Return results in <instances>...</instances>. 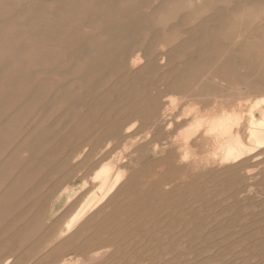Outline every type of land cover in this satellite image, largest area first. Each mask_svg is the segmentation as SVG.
I'll return each instance as SVG.
<instances>
[{
	"label": "rangeland",
	"instance_id": "374dc122",
	"mask_svg": "<svg viewBox=\"0 0 264 264\" xmlns=\"http://www.w3.org/2000/svg\"><path fill=\"white\" fill-rule=\"evenodd\" d=\"M161 1L166 2L167 4L163 2L161 3ZM143 2H145L146 4ZM180 2L181 0H167V1L166 0H118L117 2L116 0L115 1L113 0H0V199H1L0 200V264H264V193L261 194L262 192H264V184H263L264 180H261L262 177L264 178V175H262L264 174L262 173L264 172V161H263L264 153H262L264 151V148L260 149L259 153L256 152L257 155L256 153H254L252 155H248L244 157L245 161L244 158L241 159L245 163H243V161L241 160L237 162H228V163L223 162L220 156L215 155L213 153L214 151L213 148H215L217 144V139L214 136H212L211 138V135L207 133L205 134L204 131L206 132V128L202 127L199 131L191 133L192 136L190 135V139L188 138L190 144L189 149H191L190 153H192L191 156H189V159H187L188 161L183 158L182 159L179 158L183 156V152H184L183 151L184 148L181 146V143L184 142L182 131L185 129V126H188V124L190 125V123L193 121V118L195 117L193 113L191 115H184L187 109L191 108V110L196 111L197 108L198 113L204 117L214 116L219 113H222L223 111L234 110L233 108L231 109V106L232 107L235 106L234 111L241 113L248 107L247 102L251 99V97L252 99L248 102V104L252 102V100L255 101L257 99L264 97V14L262 15V17H259L257 19H244L243 21L234 24L235 14L245 11L246 9L251 7L256 8L255 10H259L260 7L264 6V2L262 0L261 2L260 0L259 1L237 0L238 7H236L235 9L233 7L236 5H233V7H229V8H222L219 5H215L211 10H209L203 16L204 18H207V20L205 19L206 23H204L203 20L204 18L197 19V21L193 22L192 20L193 14L187 9L177 10V14L174 17H171L169 21L167 20L166 23L161 24L158 22V19L162 14L170 13L171 6H173L174 4H179ZM160 3L163 5L160 6ZM112 4L115 5L112 6ZM157 5L160 7L155 8ZM126 9L128 10L129 13L127 12ZM140 10L142 13L140 12ZM125 11L126 13H128V16L127 14H125ZM144 11L150 13V16ZM216 11H218V13L221 14L218 15ZM99 12H102L103 14L102 13L100 14ZM121 13L123 14V16ZM137 14L139 15L138 17ZM111 15L113 17H111ZM180 15H182L181 23L179 22ZM213 15L219 18L214 19ZM115 16L116 18H118V20L116 18L114 20ZM186 17L188 19H186ZM128 18L130 21L129 24L132 23L130 26L127 21ZM131 18L132 20H130ZM136 18L138 19L136 20ZM220 19L222 21H220ZM177 21L179 23H176ZM49 22L52 24H50ZM125 22L128 25H126ZM198 22L203 24L200 25L198 24ZM209 22L210 24H208ZM122 23L124 24V26L126 25L125 27L127 28H125ZM136 23H138L137 24L138 26L135 28ZM145 23H147V25ZM222 23H226V24L222 25ZM141 24L143 25V27ZM173 25H175L176 27L175 26L173 27ZM204 25L205 27H203ZM121 26H123L124 28ZM170 26L173 27V29H171ZM182 26L185 27L182 28ZM195 26L196 28H194ZM219 26L221 28H218ZM198 27L199 28L201 27L200 28L201 32H199L200 29H198ZM120 28L122 31L120 30ZM130 28L132 29V31H130ZM133 28L134 30H136L137 28L139 30H141V28L144 29H142L141 31L137 29L136 30L137 32H134ZM233 28L235 32L234 34H231L230 32L232 31ZM127 29L128 32L125 33ZM167 30L168 31L171 30L172 32L169 31L171 34H168L169 32H167ZM183 30L185 34L182 33ZM196 30L198 31L197 33H200L199 36L195 32ZM64 33H66L65 36ZM81 33L83 34L82 36ZM114 33L117 34L115 35ZM129 33L132 35H129ZM190 33L191 34L195 33L197 34V36L190 35ZM125 34L126 35L128 34L127 37L125 36ZM137 34L138 37L135 38ZM159 34H160L159 36L160 38L158 37ZM73 35H75L76 37L75 36L73 37ZM117 36L119 37L116 39ZM192 36H193L192 41L191 38L187 39L188 37H192ZM195 37H196V41H195ZM79 38L83 41L85 39L86 41L88 40L89 41L88 43H85L83 41H78L80 40ZM119 38L121 41L119 40ZM240 38L243 40H240ZM207 39L209 41H207ZM60 40H62V42ZM132 40L135 41L131 43ZM138 40L139 43H137L136 45V42H138ZM149 40L157 41V42L153 44V42L151 41L149 42ZM185 40L187 43L185 42ZM189 40L191 44L192 42H194L195 44L194 45L192 44L191 46V44L188 42ZM63 41L65 42V44H63L64 43ZM216 41H218V44ZM68 42L70 45L68 44ZM77 42L78 44L81 43L82 48L80 47V45L78 47ZM179 42H182L183 45L186 46V48H184L185 46L181 44L184 48L182 49V46H180ZM203 42L209 43L210 45L209 44L207 45L210 47V49H212V51L209 48H207V45L204 47ZM211 42L214 43L215 45H212ZM238 42L240 46L237 45ZM127 43L130 44L131 47L130 45L129 46L126 45ZM150 44H153V46ZM112 45L115 51L111 49ZM196 45H198L197 46L198 49L200 47L199 50L196 48ZM211 45L212 47L215 48L214 49L211 48ZM67 46L69 48H67ZM151 46L153 48L152 49L153 53L152 51L148 52V55L150 54L148 57L147 50H151ZM70 47L80 48V49L75 48L76 50L79 51V53L74 48L70 50ZM147 47L148 49H146ZM202 47L205 49H203ZM176 48L180 50L178 49L176 50ZM189 48L191 49V51ZM129 50H131L132 52L131 51L127 52ZM73 51H76V54H74ZM80 51L82 52L80 53ZM184 51L187 52V54L185 53L186 58L184 57ZM203 51H205V53ZM113 52L114 53L117 52L118 54L117 53L114 54ZM165 52L168 53L166 54ZM199 52L200 53L203 52V54L202 53L200 54ZM83 53L85 54L82 55ZM119 54L121 57H118ZM176 54L178 57L179 54H181L179 59H181V57L182 59L181 60L177 59L178 57L176 56ZM193 54L196 57L192 56ZM199 54L201 56L203 55V57L199 56ZM230 54L232 55L231 57ZM155 56L159 57L158 61H156L157 58ZM122 57L125 58L122 59ZM145 57H148L149 60ZM150 57L151 59L152 57L155 58L152 59L155 60L153 61L154 63L149 62L152 61L150 60ZM200 58L203 59L199 60ZM142 59H145V61ZM108 61L109 64H107ZM200 61L201 64L199 65ZM246 61L248 62V64L246 63ZM163 62L166 68L164 67ZM145 63L147 67L144 66V68L146 69V71H148L149 69L148 72L143 71L144 68L142 66L145 65ZM148 63H150L151 65L150 64H149L150 66L147 65ZM165 63L166 64L169 63V64L166 65ZM114 64H116V66L118 67L116 71ZM121 64L122 65L125 64L127 67L129 66L128 69L131 70L127 71L128 70L127 67L122 66ZM153 64H155L154 65L155 67H153ZM119 65H121L122 67H119ZM177 65L178 67L182 66L181 67L182 70L186 69L184 71L185 74L182 75L183 71H180L181 68H178L179 70H177L176 68ZM151 66L153 67V69L151 68ZM141 67H142V72L140 71ZM113 68L115 73L117 72L116 74L113 72ZM242 68L244 69V71ZM135 69L138 71V73ZM166 69L167 70L170 69V72H167ZM132 71L135 73L136 76L132 75L133 73ZM174 71L176 72V74H174ZM124 72L126 73L125 77L123 76L125 74ZM188 72H190L189 78L188 75H186ZM162 73L165 74L166 77L163 76ZM146 74L149 76H146ZM179 75L181 76L179 77ZM139 76H141L140 81H139ZM143 76L144 78H146V80L144 78L143 79L147 83L142 79ZM172 76H174L176 80ZM169 77L171 79L169 80V82H166L168 81L167 79H169ZM120 78L123 79L122 81L124 82V84L123 82H121ZM133 78L135 80L138 79V82L133 80ZM183 78L184 81L183 82L181 81V83H183L181 84L179 80H183ZM186 78L188 79L186 80ZM117 79H120V83H118L119 80L116 82ZM164 79H166V81ZM127 80L130 81V85H132L131 82L133 83V85L130 86ZM173 80H175L176 82H174ZM221 80L223 82H221ZM143 82L146 83L145 87H143L144 85ZM115 83L117 84V86ZM176 83L177 85L178 83L181 84L182 86L181 85L178 86L179 87L181 86L182 89L179 88L178 86L174 87L176 86ZM121 84L123 85L121 86ZM134 85H135L134 87L135 90H133V93H129L127 88L129 89ZM119 88H121L122 91ZM150 88H153L154 90L153 89L151 90ZM175 88L179 91H177ZM118 89L121 91L122 95L120 94V92H117ZM158 89L160 91H158ZM165 89L167 90L165 91ZM125 90L128 93L125 92L126 93L125 94L124 93ZM181 91L183 92L184 95L182 94ZM109 92L110 94H108ZM116 93L118 94L116 95ZM136 93L137 96H139L138 99L137 97L135 98ZM158 94L160 96H158ZM140 95H142L141 98ZM155 95L158 96V98L156 97L157 101L154 99ZM161 95H163L162 100H161ZM213 95L216 96L213 97ZM121 96L122 99L120 98ZM123 96L125 101H123ZM183 96L185 98H181ZM239 96L241 98H239ZM195 97L197 98L199 97V98L197 99ZM217 97H219L220 100ZM96 98L98 99V101L96 100ZM215 98L218 100H215ZM172 99L176 100L175 105L171 103ZM180 99L182 101L184 99L185 100L183 102H180L181 101ZM110 100L114 104L110 102ZM132 100L133 102H131ZM136 100H139L138 104ZM152 100L155 101L152 102ZM102 101L108 103L105 104L103 102L104 104H102ZM121 101L123 102L122 104ZM126 101L128 102V104ZM147 101L148 103L146 104ZM135 102L137 105L135 104ZM143 102H145V104ZM158 102L161 104L160 106ZM161 102L164 104H162ZM195 102L200 103L199 106ZM109 103L112 105H110ZM125 104L126 105L130 104L131 106L130 105L128 107L126 106L128 108L127 109L125 108ZM165 104H167V106H165ZM221 104L224 105L222 106ZM144 105H148L147 106L148 108ZM90 106H93L92 107L93 109ZM111 106H112L111 109L112 113L109 114L111 116V118L109 119V115L107 116L105 115L108 114L107 111L110 109ZM121 106H124L123 108H125V110H121L123 109ZM133 106L136 108L139 107L138 111L135 112L132 111L133 109H136ZM158 106L159 107L163 106L165 108V109L161 108V115H160V108ZM95 107H98L96 108L97 111L94 109ZM130 107H132L131 108L132 110L130 109ZM144 107L147 108L148 110L145 109ZM142 108L143 110H145L143 111L144 113H142L141 111ZM118 109L121 111V113ZM129 109L132 111V113H130ZM68 110L71 112H69ZM149 110L151 112H149ZM200 110H203L202 111L203 113L200 112ZM113 111L115 114L113 113ZM122 111L124 112V115L122 114L123 113ZM167 112L169 113L165 115ZM140 113H142V115H140ZM154 113H156L157 118L155 117L156 115H154ZM73 114H75V116ZM87 114L90 117H88ZM120 114H121L120 118L125 117L124 118L125 121L124 119H122L121 121V119L117 118L120 116ZM115 115H117V117ZM130 115L132 116L134 115V116L132 117ZM126 116L128 117L126 118ZM175 116L177 117L175 118ZM96 117H97L96 120L101 119L103 117L106 118L98 120L97 123L95 121ZM134 117L137 119H135ZM151 117L152 119L156 118L158 123L155 120H150ZM170 117L173 119H171ZM140 118H142V120ZM126 119L128 120V122ZM102 120L103 122H100ZM107 120H108L107 124H110L108 125L109 127H107V125L105 124ZM115 120L116 121L120 120L119 123L120 124L122 123L121 124L122 126L117 124ZM146 120L149 121V123ZM171 120L172 123H169L171 122ZM123 121L125 123L127 122V126L124 124ZM144 121L146 122V124H148V127H146L147 125L146 126L144 125L145 124ZM165 121L167 124L164 123ZM134 122H137L135 128L132 131L128 132L127 127L129 123L133 124ZM141 123H143L144 127L143 126L139 127L140 125H142ZM168 123L171 125V127H169ZM181 124L182 126H180ZM103 125L104 127L106 126L105 127L106 129L103 127ZM112 125H114L115 128H113ZM247 125H248V120L245 117L243 128L241 130L244 139H247L248 136ZM110 126L113 129H111ZM150 126L151 127L154 126L153 127L154 129H151ZM139 128L140 130H138ZM41 129L43 130L45 129L46 133L43 131L44 133L43 134L41 132L42 131ZM99 129L105 131L103 132L102 130H100L99 132ZM161 129H163V131ZM82 130L83 131L86 130L87 135H85V133L83 134ZM114 130H116L117 133H114L116 132ZM142 130L146 132L143 133ZM38 131L41 132L42 135H38ZM148 131H152V132L151 133L149 132L150 134H147ZM162 132L163 135H160ZM99 133H101L100 136ZM113 133L114 135L115 134L117 135L115 136L113 135V137L111 136L110 138L109 136L112 135ZM141 133H143V135ZM128 134L132 136L129 135V137L127 138ZM37 135L38 137L39 136L40 137L37 138ZM82 135L83 136L85 135V137H83ZM107 135L109 138L107 137ZM101 136L102 138H99ZM143 136H145V138ZM150 136H151L150 138L151 140L149 139ZM25 137L26 139L24 141ZM121 137L122 139H120ZM160 137L161 138L163 137L162 138L163 140ZM36 138L40 139L43 142L37 140ZM158 138H160L161 141ZM116 139L118 142L116 141ZM124 140L127 142H125ZM144 140H147V142L145 141L146 144L148 143L146 147L144 146L145 144ZM155 140L157 142H155ZM39 141L41 142V144ZM120 141L123 142L124 146L123 144L120 143ZM158 141L164 143L159 144ZM20 142L22 144V148H21V144H19ZM116 142L120 144L116 145ZM34 143L36 144L39 143L41 146L37 145V147H35L33 146ZM132 143H134L135 145ZM173 143L175 144L174 147H172L174 145ZM198 144L200 145L198 146ZM155 145H158L157 151L155 149ZM163 145L166 146L164 147ZM139 146L142 147L140 148L141 151L139 150ZM86 147H88V149ZM153 147H154V152H153ZM91 149H93V151ZM173 151L175 152L174 154ZM143 152H145L146 154L144 153L143 155ZM88 153H90V155ZM137 153H139V155H137ZM160 154H164V155H160ZM83 155L84 156L87 155L86 160H84L85 157ZM204 155L207 157V159H205L206 157ZM139 156H142L141 157L142 159ZM79 157L80 158L82 157L81 158L82 160ZM130 158L132 160H130ZM137 158L140 159L138 160ZM247 158L250 161L247 160ZM180 160L182 161L184 160V161L182 162ZM259 160L262 162H260ZM110 161L115 169L122 168V170L125 172V178H124L125 180L122 181L125 184L123 185L121 183L117 188V190L111 195L113 196L111 202L114 203L116 207L111 202H109L111 198L110 197L109 199H107L109 205H107L108 203L107 201H105L107 204L104 202L102 205L98 207L99 209L97 208L89 214L92 217L88 215L89 219L91 218L90 221L89 219H87L88 218L87 216L86 219L84 220L86 224L82 222L81 224L83 225L78 227L79 229H75L74 234H72L73 233L72 232L70 233L71 235L69 236L67 235L64 236L65 238L63 237L61 238L58 235L60 234L65 222L70 218L71 214L80 206V204H82V202L86 200L89 194H91L94 190H96L98 186V182L92 178L95 174L96 169H98L103 164H106L105 162L109 163ZM220 161L222 162V165H220L221 164ZM240 163H242L243 165L241 166ZM125 164H128V166ZM171 164L175 165L176 167ZM142 165L144 166L141 168ZM178 165L181 166L182 170L179 168L178 170L175 171L174 169L178 168L179 167ZM136 166L137 169L134 170ZM244 166H247L245 167L247 169H244L243 168ZM171 167H173L174 169L173 168L171 169ZM248 167H251L253 170ZM150 168H154V170ZM190 168L193 169L191 170ZM197 168L199 169L200 172L198 171ZM138 170H140L139 171L140 173L138 172ZM183 170L185 172H183ZM240 171L243 175L240 173ZM149 172L152 174L150 175ZM194 173H196V176L194 175ZM178 174H179V178H178ZM199 174L200 176L203 175L204 176L201 178ZM225 174L236 176L237 180L235 177H232L230 175L226 176ZM236 174H238L240 177L238 178V175ZM127 175L129 176V178L134 179V181L132 182H136L137 180L136 184L131 182L132 179L129 180L128 178L127 180ZM141 175L142 177H140ZM247 175L248 177H246ZM149 176H151V178ZM152 176L154 177L157 176V177L154 178ZM167 176H169V179L171 178L169 180V183ZM181 176L183 177V179H181L182 178ZM242 176H244L243 179L250 178L249 181L247 182L245 180V183L247 185L244 183V180H242L241 178ZM175 177L178 178L179 180L175 179ZM215 177H219V178H215ZM212 178L218 180L219 182L213 180L214 183H212L213 182ZM220 178H223V181ZM155 179L156 180L159 179L158 182L160 183L155 182L156 181ZM232 179L233 181L237 182L236 186L239 189H237V187L235 188L233 187L236 183L233 182ZM257 179H259V181L261 180V184L263 185H260L259 182H258L259 184H257L256 182ZM164 182L167 185H165ZM239 182L240 184L242 183L244 184H242L239 187L238 186ZM126 183H127V187L125 186ZM155 183H158V185ZM162 183L165 186L164 185L162 186ZM223 183L226 188L223 186ZM250 183L252 184V186H250L251 185ZM181 184L182 186L183 185L184 186L182 187ZM215 184L219 187V190ZM122 185L125 188L121 187ZM173 185L174 188L172 187ZM191 185L194 188H192ZM257 185L260 187H258ZM230 186H232V188ZM186 187H188L187 188L188 190L185 191ZM212 187H214L215 189L213 190ZM191 188L193 189L192 191L189 190ZM121 190L125 192L122 193L120 192ZM162 190L165 191L162 192ZM174 190H176L177 192ZM179 190L182 192L180 193ZM183 190L186 192L187 195ZM193 191L194 193L191 194ZM255 191L256 192L258 191L256 193L257 195L256 198L254 197ZM198 192L199 193L201 192V194H199ZM242 192L245 195V197H243L244 196L243 194L240 196ZM121 193L122 194L125 193V195H122ZM220 193H224L222 194L224 196H222ZM249 193L252 195H250ZM167 194L168 195L170 194L169 197H167L168 196ZM248 194L249 196H247ZM116 195H118L119 198H116L117 197ZM172 195L174 199H172ZM174 195L176 196L179 195V196L176 197ZM142 196L143 197L145 196V198H142ZM216 196L218 197L220 196L219 197L220 200L217 199L218 197ZM231 198H234L232 199L233 201L231 200L228 201V199ZM114 199H116L115 201L117 202H115ZM129 199L130 200L132 199L131 201L133 202L134 205L132 204V202L129 204L128 201H125ZM137 199L138 201H136L135 203L134 200ZM146 199H148V201ZM152 199L154 201H152ZM167 199L169 200L167 201ZM245 199L248 201H246ZM184 201H186V203H184ZM179 202L180 203L182 202L183 205L178 204ZM121 203H123L122 206ZM147 203L149 205H147ZM193 203H195V206H192ZM208 203L211 206H208L209 205ZM136 204L138 207L136 206ZM141 204L143 205L141 206ZM237 204L240 205L238 206ZM129 205L135 206L134 207L135 209L133 207H130L133 208L132 209L133 213L134 211H136L134 213V216L132 210L128 209ZM249 205L250 207L248 208L249 209L248 210L245 207H248ZM101 206L102 208L100 209ZM123 207L126 208V210L128 209V214L125 213L126 210H124ZM192 207L194 208L192 209ZM199 208L201 210H198ZM175 209H178L179 211ZM189 209L190 210L192 209L193 211L192 210L190 211ZM129 210L131 212H129ZM202 211H206L204 212V214L202 213L204 217H201ZM103 213H105V215H103ZM157 213L160 215H158ZM199 213L200 216L196 215ZM110 214H113V216H111ZM136 214L138 216H136ZM139 214H143V217H141L142 215ZM148 215L150 216L156 215L154 216L156 218H154L153 216L148 217ZM111 218H113V221L111 220ZM142 218L143 219L147 218L148 221L146 219H144L143 221ZM87 220L89 222H86ZM94 220L96 221L95 223L96 225L93 224L95 222ZM110 220L111 222H109ZM158 221L160 222L158 223ZM182 223L184 224V226H182L183 225ZM197 223H198L197 225L198 229L195 227ZM84 225H86V227ZM92 225L94 226L91 227ZM171 225L172 227L173 226L174 227L172 228ZM131 226L134 227L131 228ZM186 226H188L187 227L188 230ZM201 227H203V230ZM168 228L170 229V231ZM50 230L53 233H51ZM131 230L132 232H130ZM133 231L135 232V236H133L134 234ZM41 234L42 237L45 235L43 237L44 239L42 237L41 239L39 238ZM97 236L100 238H98ZM191 236L192 238H190ZM183 237L184 240H182ZM178 238L181 241H179ZM97 239L100 241H98ZM133 239H135L134 240L135 243ZM143 239L145 241H143ZM140 241H143L144 243L143 242L140 243ZM65 242L68 244V246H66L67 244ZM184 242H186V244H184ZM178 244L180 245L179 247L177 246ZM61 245H63L64 247L63 246L61 247ZM8 260L9 262H7Z\"/></svg>",
	"mask_w": 264,
	"mask_h": 264
},
{
	"label": "bare ground",
	"instance_id": "6f19581e",
	"mask_svg": "<svg viewBox=\"0 0 264 264\" xmlns=\"http://www.w3.org/2000/svg\"><path fill=\"white\" fill-rule=\"evenodd\" d=\"M113 1H115V0H113ZM118 0H116V2H117ZM167 1V0H166ZM240 1V0H239ZM259 1V0H258ZM263 2H264V0H262ZM148 2V1H147ZM158 2V1H157ZM156 2V3H157ZM163 1H161V3H162ZM260 2H261V0H260ZM112 3V2H111ZM114 3V2H113ZM143 3H145V2H143ZM142 3V4H143ZM150 3V2H149ZM152 3V2H151ZM160 3V6L161 5H163V4H161ZM163 3H166V2H163ZM235 3V4H234ZM243 3H245V2H243ZM146 4V3H145ZM167 4V3H166ZM222 4V5H221ZM245 4H247V3H245ZM115 5V4H114ZM113 4H112V6H114ZM117 5V4H116ZM215 5H219L220 7H222V8H229V7H233V5H236V6H234L233 8L235 9L236 7H238L237 6V0L235 1V0H181V2L179 3V4H174L173 6H171V12L170 13H167V14H162L160 17H159V19H158V22L159 23H161V24H163V23H166L167 22V20L169 21V19L171 18V17H174L176 14H177V10H189L192 14H193V22H195V21H197V19H200V18H204L203 16L205 15V13H207L209 10H211ZM239 5V4H238ZM111 6V7H112ZM137 6V5H136ZM139 6H140V4H139ZM138 6V7H139ZM158 6V5H157ZM155 7V8H159L160 6H158V7ZM108 7H109V5H108ZM128 7V6H127ZM217 7V6H216ZM257 7V6H256ZM126 8V7H125ZM137 8V7H136ZM140 8V7H139ZM138 8V9H139ZM256 8H254V7H251V8H248V9H246L245 11H242V12H239V13H237V14H235L234 15V24H237L238 22H240V21H243L244 19H257V18H259V17H262V15L264 14V6H262V7H260V9L259 10H255ZM103 10H104V8H103ZM121 10V9H120ZM127 10V9H126ZM130 10V9H129ZM144 10V9H143ZM142 10V11H143ZM170 10V9H169ZM216 10V9H215ZM222 10H224V9H222ZM107 11V10H106ZM133 11V10H132ZM139 11V10H138ZM220 11V10H219ZM229 11H230V9H229ZM127 12H128V10H127ZM140 12H141V10H140ZM139 12V13H140ZM145 12V11H144ZM217 13H218V11H216ZM223 12V11H222ZM94 13V12H93ZM92 13V14H93ZM98 13V12H97ZM100 14L102 13V12H99ZM129 13V12H128ZM128 13H126V11H125V14H127V16H128ZM132 13V12H131ZM138 13V14H139ZM142 13V12H141ZM145 13H147V12H145ZM156 13H157V11H156ZM155 13V14H156ZM215 13V12H214ZM213 13V14H214ZM224 13V12H223ZM103 14V13H102ZM122 14V13H121ZM137 14V17L139 16ZM147 14H149V16H150V13H147ZM154 14V15H155ZM219 14H221V13H218V15ZM226 14H227V12H226ZM97 15V14H96ZM215 15V14H214ZM213 15V16H214ZM217 15V16H218ZM225 15V14H224ZM92 16V15H91ZM98 16V15H97ZM122 16H123V14H122ZM126 16V17H127ZM148 16V17H149ZM181 16L182 15H180V23H181ZM183 16H184V14H183ZM187 16V15H186ZM216 16V15H215ZM214 16V19H216V18H219V17H215ZM232 16V15H231ZM59 17V16H58ZM111 17H113L112 15H111ZM132 17H134V16H132ZM206 17V16H205ZM211 17V16H210ZM115 18H116V16L114 17V20H115ZM130 18V17H129ZM129 18H128V24L130 23V21H129ZM143 18V17H142ZM184 18V17H183ZM208 18H209V16H208ZM213 18V17H212ZM221 18H223V17H221ZM110 19V18H109ZM112 19V18H111ZM117 20H118V18H116ZM120 19V18H119ZM127 19V18H126ZM138 18H136V20H137ZM140 19H141V17H140ZM139 19V20H140ZM145 19H146V17H145ZM148 19V18H147ZM186 19H188L187 17H186ZM185 19V20H186ZM207 20V18H204L203 20H204V23H206L205 21ZM211 19V18H210ZM93 20V19H92ZM95 20V19H94ZM130 20H132V18L130 19ZM212 20V19H211ZM210 20V21H211ZM219 20V19H218ZM218 20H216V21H218ZM126 21V20H125ZM146 21V20H145ZM144 21V22H145ZM147 21H150V20H147ZM214 21V20H213ZM220 21H222L221 19H220ZM51 22V21H50ZM49 22V23H50ZM91 22V21H90ZM124 22V21H123ZM135 22H137V21H135ZM178 21L176 22V23H179ZM203 22V21H202ZM208 22V21H207ZM139 23V22H138ZM138 23H136V25H135V28L138 26L137 24ZM151 23H152V20H151ZM189 23V22H188ZM50 24H52V23H50ZM123 24V23H122ZM125 24L126 25H128L126 22H125ZM132 24V23H131ZM131 24H129V26L131 25ZM146 25H147V23H145ZM144 24V25H145ZM150 24V23H149ZM198 24H203V23H199L198 22ZM198 24H197V26H198ZM208 24H210V22L208 23ZM218 24V23H217ZM221 24V23H220ZM223 24H226V23H222V25ZM90 25V24H89ZM94 25V24H93ZM125 25V26H126ZM142 25V24H141ZM182 25H184V24H182ZM215 25H216V23H215ZM221 25V26H222ZM123 26H124V24H123ZM123 26H121V27H123ZM124 26V27H125ZM134 26V25H133ZM175 25H173V27H174ZM212 26V25H211ZM108 27H110V26H108ZM123 27V28H124ZM142 27H143V25H142ZM171 27V26H170ZM173 27H171V29H173ZM176 27V26H175ZM183 27H185V26H182V28ZM203 27H205V25L203 26ZM257 27V26H256ZM95 28V27H94ZM113 28V27H112ZM125 28H127V27H125ZM132 28V27H131ZM130 28V31H132V29ZM147 28V27H146ZM146 28H145V30H146ZM194 28H196V26L194 27ZM201 28V27H200ZM199 27H198V29H200ZM208 28V27H207ZM211 28V27H210ZM216 28V27H215ZM218 28H221L220 26L218 27ZM138 29V28H137ZM136 29V30H137ZM142 29H144V28H141V30ZM170 29V28H169ZM177 29V28H176ZM176 29H174V30H176ZM178 29H179V26H178ZM189 29H191V28H189ZM197 29V30H198ZM108 30V29H107ZM120 30H121V28H120ZM133 30H134V28H133ZM136 30H134V32H137ZM139 30V29H138ZM141 30H139V31H141ZM173 30V31H174ZM192 30H193V27H192ZM195 31L196 33L198 32V31ZM206 30V29H205ZM211 30V29H210ZM209 30V31H210ZM218 30V29H217ZM257 30V29H256ZM93 31V30H92ZM122 31V30H121ZM144 31V30H143ZM170 32H172L171 30H169ZM168 30H167V32H169ZM185 31H187V30H185ZM203 31V30H202ZM219 31H220V29H219ZM114 32V31H113ZM113 32H112V35H113ZM126 32H128V29H127V31H125V33ZM145 32V31H144ZM156 32V31H155ZM154 32V33H155ZM163 32V31H162ZM168 33V34H171V33ZM190 32H192V31H190ZM194 32V31H193ZM199 32H201V29H200V31ZM215 32H216V30H215ZM234 28L232 29V31L230 32L231 34H234ZM99 33V32H98ZM142 33V32H141ZM157 33V32H156ZM155 33V34H156ZM159 33V32H158ZM183 34H185L184 33V30H183V32H182ZM202 33H204V32H202ZM219 33V32H218ZM65 34L66 33H64V36H65ZM90 34V33H89ZM115 34V33H114ZM117 34V33H116ZM115 34V35H116ZM120 34H122V33H120ZM135 34V33H134ZM162 34V33H161ZM187 34V33H186ZM198 34V36H199V34L200 33H197ZM197 34H191L190 33V35H196L197 36ZM76 35V34H75ZM75 35H73V37L75 36ZM78 35V34H77ZM83 34L81 33V36H82ZM118 35H119V33H118ZM122 35H124V34H122ZM128 35V34H127ZM127 35L125 34V36L127 37ZM129 35H132V34H130L129 33ZM189 35V34H188ZM218 35H220V34H218ZM222 35V34H221ZM63 36V37H64ZM99 36V35H98ZM121 36V35H120ZM157 36V35H156ZM160 36V34L158 35V37ZM207 36V35H206ZM250 36V35H249ZM76 37V36H75ZM78 37V36H77ZM90 37V36H89ZM119 36H117L116 37V39L118 38ZM129 37V36H128ZM133 37V36H132ZM138 37V34H137V36L135 37V38H137ZM153 37V36H152ZM152 37H151V39H152ZM208 37V36H207ZM219 37V36H218ZM238 37H240V36H238ZM70 38H71V36H70ZM124 38V37H123ZM160 38V37H159ZM191 38V41L193 40L192 38H193V36L192 37H188L187 39H190ZM217 38V37H216ZM80 39V38H79ZM122 39V38H121ZM158 39V38H157ZM202 39V38H201ZM200 39V40H201ZM208 39H210V38H208ZM207 39V41H209ZM226 39V38H225ZM66 40V39H65ZM69 40V39H68ZM73 40V39H72ZM105 40V39H104ZM119 40H120V38H119ZM123 40V39H122ZM131 40V39H130ZM130 40H129V42H130ZM144 40H146V39H144ZM159 40V39H158ZM199 40V39H198ZM217 40V39H216ZM240 40H243V39H241L240 38ZM61 42H62V40H60ZM78 41H83V40H78ZM89 41V40H88ZM88 41H86V39L83 41V42H85V43H88ZM106 41V40H105ZM121 41V40H120ZM127 41V40H126ZM133 41H135V40H132L131 41V43L133 42ZM153 42V44L155 43V42H157V41H152V40H149V42ZM195 41H196V37H195ZM220 41H222V40H220ZM235 41H237V40H235ZM64 42V41H63ZM70 42V41H69ZM69 42H68V44H69ZM74 42V41H73ZM128 42V41H127ZM185 42H186V40H185ZM190 44H191V42H190V40L188 41ZM217 42V44H218V41H216ZM227 42V41H226ZM137 43H139V40H138V42H136V45H137ZM180 43V46H182L183 45V43L182 42H179ZM187 43V42H186ZM186 43H184V44H186ZM204 43V42H203ZM223 43V42H222ZM63 44H65V42L63 43ZM62 44V45H63ZM77 44H78V42H77ZM84 44V43H83ZM82 44V45H83ZM115 44V43H114ZM153 44H150V45H152L153 46ZM182 44V45H181ZM192 44L194 45L195 43L194 42H192ZM192 44H191V46H192ZM197 44H198V42H197ZM201 44V43H200ZM207 44H209V43H204V47L207 45ZM211 44L212 45H215L214 43H212L211 42ZM221 44V43H220ZM70 45V44H69ZM75 45V44H74ZM79 45H80V47L82 48V46H81V43L80 44H78V47H79ZM86 45V44H85ZM126 45H130V44H126ZM135 45V44H134ZM134 45H133V48H134ZM160 45H162V44H160ZM188 45V44H187ZM210 45V44H209ZM212 45H211V48H215V47H212ZM237 45H239V42H238V44ZM244 45V44H243ZM73 46V45H72ZM77 46V45H76ZM84 46V45H83ZM88 46V45H87ZM147 46H149V45H147ZM152 46H151V50H147V55H148V52H151L152 51ZM177 46H179V45H177ZM176 46V47H177ZM183 46H185V45H183ZM183 46H182V49H184V48H186V46L183 48ZM197 46L198 45H196V48H197ZM203 46V45H202ZM217 46V45H216ZM240 46V45H239ZM123 47V46H122ZM122 47H121V49H122ZM130 47H131V45H130ZM159 47H161V46H159ZM237 47V46H236ZM67 48H69L68 46H67ZM72 48H74V47H70V50L72 49ZM76 49H80V48H77V47H75ZM74 48V49H75ZM93 48V47H92ZM115 48V47H114ZM143 48V47H142ZM158 48V47H157ZM175 48V47H174ZM173 48V49H174ZM181 48V47H180ZM191 48V47H190ZM189 48V49H190ZM195 48V49H196ZM203 48V47H202ZM207 48H209L210 49V47L207 45ZM222 48V47H221ZM238 48V47H237ZM236 48V49H237ZM75 49V50H76ZM111 49H113V45H112V48ZM110 49V50H111ZM146 49H148V47L146 48ZM164 49V48H163ZM178 48H176V50H177ZM187 49H188V46H187ZM187 49H185V50H187ZM193 49V48H192ZM198 49V48H197ZM199 49H200V47H199ZM198 49V50H199ZM203 49H205V48H203ZM208 49V50H209ZM114 50V49H113ZM124 50V49H123ZM132 50H134V49H132ZM145 50V49H144ZM158 50V49H157ZM156 50V51H157ZM178 50H180V49H178ZM202 50V49H201ZM211 51H212V49H210ZM61 51V50H60ZM76 51H78V50H76ZM76 51H73L74 52V54H76ZM83 51V50H82ZM82 51H80V53L82 52ZM112 51V50H111ZM115 51V50H114ZM122 51V50H121ZM120 51V52H121ZM131 50H129V51H127V52H130ZM146 51V50H145ZM165 51V50H164ZM190 51H191V49H190ZM206 51V50H205ZM205 51H203L204 53H205ZM108 52V51H107ZM132 52V51H131ZM138 52V51H137ZM141 52V51H140ZM155 52V51H154ZM172 52H173V50H172ZM198 52V51H197ZM196 52V53H197ZM203 52H201L202 54H203ZM227 52V51H226ZM237 52V51H236ZM238 52H239V50H238ZM243 52V51H242ZM71 53H72V51H71ZM78 53H79V51H78ZM109 53V52H108ZM114 53V52H113ZM115 53H117V52H115ZM114 53V54H115ZM146 53V52H145ZM152 53H153V51H152ZM161 53H163V52H161ZM166 54L168 53V52H165ZM185 53L187 54V52H185L184 51V57H185ZM200 53V52H199ZM200 53V54H201ZM57 54H59V53H57ZM69 54V53H68ZM68 54H66V55H68ZM73 54V55H74ZM85 53H83L82 55H84ZM114 54H112V55H114ZM118 54V53H117ZM121 54V53H120ZM120 54L118 55V57H121L120 56ZM124 54V53H123ZM137 54V53H136ZM155 54V53H154ZM158 54V53H157ZM181 54H182V52H181ZM181 54H179V57H180V55ZM199 54V56H201ZM207 54V53H206ZM102 55V54H101ZM105 55H106V52H105ZM130 55V54H129ZM135 55V54H134ZM145 55V54H144ZM150 55V54H149ZM149 55H148V57H149ZM249 55V54H248ZM72 56V55H71ZM103 56V55H102ZM162 56V55H161ZM166 56H168V55H166ZM176 56H177V54H176ZM192 56H194V54L192 55ZM204 56H205V54H204ZM232 55L230 54V57H231ZM79 57V56H78ZM108 57V56H107ZM114 57V56H113ZM117 57V56H116ZM128 57V56H127ZM134 57V56H133ZM148 57H145V58H147L148 59ZM157 59H156V61H158V59H159V57H157V56H155ZM175 57V56H174ZM174 57H172V58H174ZM178 57V56H177ZM179 57L177 58V59H179ZM194 57H196V56H194ZM201 57H203V55L201 56ZM82 58V57H81ZM125 58V57H124ZM123 57H122V59H124ZM142 58V57H141ZM166 58V57H165ZM186 58V57H185ZM184 58V59H185ZM190 58H192V57H190ZM205 58V57H204ZM223 58V57H222ZM256 58V57H255ZM91 59H92V57H91ZM103 59V58H102ZM113 59V58H112ZM111 59V60H112ZM116 59V58H115ZM119 59V58H118ZM130 59H132V58H130ZM134 59V58H133ZM152 59H155V58H153L152 57ZM151 59V57H150V60H152ZM161 59V58H160ZM176 59V58H175ZM181 59H182V57H181ZM181 59H179V60H181ZM189 59V58H188ZM196 59V58H195ZM201 59H203V58H200L199 60H201ZM240 59V58H239ZM247 59V58H246ZM253 59V58H252ZM117 60V59H116ZM126 60V59H125ZM125 60H124V62H125ZM142 60H144L145 61V59H142ZM149 60V59H148ZM147 60V61H148ZM162 60V59H161ZM174 60V59H173ZM179 60H178V62H179ZM187 60V59H186ZM186 60H184V61H186ZM205 60V59H204ZM94 61H95V59H94ZM130 61H132V60H130ZM153 61H155V60H152V61H149V62H153ZM160 61V60H159ZM206 61H207V59H206ZM206 61H204V62H206ZM254 61V60H253ZM107 62V61H106ZM118 62V61H117ZM122 62V61H121ZM250 62V61H249ZM255 62V61H254ZM94 63V62H93ZM98 63V62H97ZM114 63H115V61H114ZM119 63H120V61H119ZM131 63V62H130ZM154 63V62H153ZM157 63V62H156ZM155 63V64H156ZM199 63V62H198ZM246 63L248 64V62L246 61ZM257 63V62H256ZM77 64V63H76ZM92 64V63H91ZM106 64V63H105ZM107 64H109V61H108V63ZM113 64V63H112ZM127 64V63H126ZM150 63H148L147 65H149ZM155 64H153V67H155L154 65ZM160 64H162V63H160ZM159 64V65H160ZM166 64V63H165ZM169 64V63H168ZM168 64H166V65H168ZM181 64V63H180ZM183 64H184V62H183ZM193 64H195V63H193ZM201 64V61H200V63H199V65ZM252 64V63H251ZM93 65H95V64H93ZM122 65V64H121ZM119 65V67H122V66H126L125 64L124 65ZM129 65V64H128ZM151 65V64H150ZM149 65V66H150ZM163 65H164V62H163ZM217 65V64H216ZM244 65V64H243ZM74 66V65H73ZM76 66V65H75ZM100 66V65H99ZM107 66V65H106ZM117 66H118V63H117ZM116 66V64H114V67L116 68L115 69V71L117 70V67ZM141 66V65H140ZM144 66L145 67H147L146 66V63H145V65H143L142 67L144 68ZM179 66H181V65H179ZM247 66V65H246ZM246 66H245V68H246ZM88 67V66H87ZM127 67V66H126ZM129 67V66H128ZM128 67H127V69H128ZM142 67H141V70H140V68H139V70L142 72ZM153 67L151 66V68L153 69ZM164 67H165V65H164ZM182 67V66H181ZM181 67H178V65H177V70H179L178 68H181ZM254 67H257V66H254ZM89 68V67H88ZM108 68V67H107ZM109 68H110V66H109ZM166 68V67H165ZM173 68V67H172ZM249 68V67H248ZM73 69V68H72ZM145 69V68H144ZM143 69V71L145 72L146 71V69L144 70ZM148 69V68H147ZM174 69V68H173ZM243 69V68H242ZM70 70H71V68H70ZM129 70H131V69H128L127 71H129ZM136 70V69H135ZM167 70V69H166ZM175 70V69H174ZM186 69H184V70H182V68H181V70L180 71H183V73L182 72H179V73H182V75L183 74H185L184 73V71H185ZM115 71H114V68H113V72L115 73ZM134 71V70H133ZM132 71V72H133ZM137 71V70H136ZM135 71V72H136ZM139 71V72H140ZM148 71H149V69H148ZM148 71H146V72H148ZM176 71V70H175ZM174 71V74H176V72ZM243 71H244V69H243ZM85 72V71H84ZM83 72V73H84ZM118 72H120V71H118ZM166 72V71H165ZM167 72H170V69L169 70H167ZM192 72V71H191ZM207 72V71H206ZM107 73H108V71H107ZM117 73V72H116ZM115 73V74H116ZM121 73H122V71H121ZM125 73V72H124ZM134 73V72H133ZM132 73V75H135V73L133 74ZM137 73H138V71H137ZM209 73V72H208ZM252 73V72H251ZM109 74H111V73H109ZM128 74V73H127ZM163 74V73H162ZM189 74H190V72H188L186 75H188V78L190 77L189 76ZM194 74V73H193ZM211 74V73H210ZM209 74V75H210ZM258 74V73H257ZM113 75V74H112ZM125 75H126V73L123 75L124 77H125ZM118 76V75H117ZM131 76V75H130ZM136 76V75H135ZM145 76V75H144ZM144 76L142 77V79L144 78ZM146 76H149V75H147L146 74ZM163 76H165V74H163ZM169 76V75H168ZM181 75H179V77H180ZM185 76V75H184ZM211 76H213V75H211ZM254 76H256V75H254ZM253 76V77H254ZM84 77V76H83ZM127 77V76H126ZM129 77V76H128ZM140 77L141 76H139V81L141 80L140 79ZM166 77V76H165ZM171 77V76H170ZM169 77V79H167L168 81H166V79H164L166 82H169V80L171 79ZM173 78H174V76H172ZM130 78V77H129ZM135 78V77H134ZM133 78V80H135ZM182 78V77H181ZM181 78H179V79H181ZM188 78H186V80L188 79ZM81 79V78H80ZM121 79V82H123L122 80V78H120ZM120 79H117L116 80V82L118 81V83H120ZM145 80H146V78H144ZM143 79V80H144ZM147 79H148V77H147ZM175 80H176V78H174ZM178 79V80H179ZM132 80V79H131ZM142 80V81H143ZM144 80V81H145ZM175 80H173L174 82H176ZM128 81V80H127ZM136 82H138V79L137 80H135ZM142 81H141V84H142ZM148 81V80H147ZM181 81L183 82L184 81V78H183V80H179V82L181 83ZM220 81V80H219ZM146 82V81H145ZM155 82V81H154ZM153 82V83H154ZM221 82H223L222 80H221ZM102 83V82H101ZM128 83H129V85H130V81H128ZM135 83V82H134ZM147 83V82H146ZM146 83H144L143 82V87H145V85H146ZM149 83V82H148ZM151 83V82H150ZM157 83H159V82H157ZM164 83V82H163ZM171 83H173V82H171ZM116 84V83H115ZM123 84H124V82H123ZM123 84H121V86L123 85ZM131 84L133 85V83L131 82ZM136 84V83H135ZM156 84V83H155ZM168 84V83H167ZM181 84H183V83H181ZM181 84H179L178 83V85H181ZM70 85V84H69ZM93 85V84H92ZM97 85V84H96ZM119 85V84H118ZM132 85H130V86H132ZM139 85V84H138ZM152 85V84H151ZM157 85V84H156ZM156 85H154V86H156ZM159 85H161V84H159ZM166 85V84H165ZM171 85H173V84H171ZM170 85V86H171ZM177 85V83H176V86H174V87H177L178 86ZM186 85V84H185ZM188 85V84H187ZM116 86H117V84H116ZM129 86V87H130ZM137 86V85H136ZM149 86V85H148ZM153 86V87H154ZM182 86V85H181ZM181 86L179 87V88H181ZM258 86V85H257ZM261 86V85H260ZM120 87V86H119ZM123 87H125V86H123ZM135 85L133 86V87H130L129 89L127 88V90H128V92L129 93H133V90H135ZM150 87V86H149ZM159 87V86H158ZM157 87V88H158ZM161 87V86H160ZM167 87V86H166ZM169 87V86H168ZM174 87H173V89H174ZM118 88V87H117ZM122 88V87H121ZM121 88H119L120 90H121ZM125 88V89H126ZM138 88V87H137ZM148 88V87H147ZM162 88V87H161ZM178 88V89H179ZM184 88V87H183ZM117 90V92H120V94L122 95V93H121V91L120 90ZM151 90L153 89V88H150ZM176 89V88H175ZM182 89V88H181ZM180 89V90H181ZM105 90V89H104ZM154 90V89H153ZM167 89H165V91H166ZM170 90V89H169ZM172 90V89H171ZM177 90V89H176ZM156 91H157V89H156ZM158 91H160L159 89H158ZM175 91V90H174ZM177 91H179V90H177ZM189 91V90H188ZM237 91V90H236ZM128 93L126 90L124 91V93ZM162 92V91H161ZM160 92V93H161ZM164 92V91H163ZM168 92V91H167ZM171 92V91H170ZM182 92V91H181ZM180 92V93H181ZM64 93V92H63ZM123 93V94H124ZM125 93V94H126ZM140 93V92H139ZM176 93V92H175ZM178 93V92H177ZM71 94V93H70ZM108 94H110V92L108 93ZM107 94V95H108ZM118 93H116V95H117ZM119 94V95H120ZM156 94V93H155ZM165 94V93H164ZM168 94V93H167ZM174 94V93H173ZM182 94H183V92H182ZM186 94H188V93H186ZM239 94H240V92H239ZM119 95H118V97H119ZM169 95V94H168ZM167 95V96H168ZM175 95V94H174ZM176 95H178V94H176ZM184 95V94H183ZM106 96V95H105ZM125 96V95H124ZM124 96H123V101H125L124 100ZM132 96V95H131ZM141 96L142 95H140V98H141ZM158 96H160L159 94H158ZM158 96L157 95H155V98L154 97H152V98H154L156 101H157V99H156V97L158 98ZM162 96L163 95H161V100H162ZM211 96H212V94H211ZM214 96H216V95H213V97ZM103 97V96H102ZM107 97V96H106ZM137 97V99L139 98V96H137V93H136V96H135V98ZM146 97V96H145ZM169 97V96H168ZM200 97V96H199ZM198 97V98H199ZM210 97V96H209ZM241 97H242V95H241ZM240 96H239V98H241ZM63 98V97H62ZM108 98V97H107ZM106 98V99H107ZM121 99H122V96L120 97ZM125 98H127V97H125ZM128 98H129V96H128ZM131 98V97H130ZM135 98H133V99H135ZM165 98V97H164ZM181 98H185L184 96L183 97H181ZM195 98H197V97H195ZM197 98V99H198ZM205 98V97H204ZM203 98V99H204ZM218 99H219V97H217ZM254 98V97H253ZM110 99V98H109ZM108 99V100H109ZM116 99V98H115ZM118 99V98H117ZM120 99V100H121ZM143 99H144V96H143ZM202 99V98H201ZM218 99H216L215 98V100H218ZM248 99H250V98H248ZM251 99H252V97H251ZM250 99V100H251ZM54 100V99H53ZM96 100L98 101V99L96 98ZM107 100V101H108ZM111 100H112V98H111ZM110 100V102H112ZM130 100V99H129ZM150 100V99H149ZM154 100V101H155ZM160 100V99H159ZM164 100V99H163ZM181 100V99H180ZM185 100V99H184ZM183 100V101H184ZM186 100H188V99H186ZM220 100V99H219ZM222 100V99H221ZM227 100H229V99H227ZM230 100H232V99H230ZM245 100H246V98H245ZM249 100V101H250ZM79 101V100H78ZM81 101H82V99H81ZM80 101V102H81ZM115 101V100H114ZM117 101V100H116ZM137 101V104H138V101L139 100H136ZM144 101H146V100H144ZM153 100H152V102H154ZM175 99H172L171 100V103L173 104V105H175ZM182 100L180 101V102H183ZM195 101V100H194ZM248 101V102H249ZM55 102H56V100H55ZM96 102V101H95ZM105 103V101H102V104H104ZM127 102V101H126ZM131 102H133V100L131 101ZM166 102V101H165ZM191 102V101H190ZM196 102H198V101H196ZM195 102V103H196ZM200 102V101H199ZM228 102V101H227ZM248 102H247V105H248V107L244 110V111H242L241 113H238L237 111H234L235 110V106L234 107H232L231 106V109L233 108L234 110H230V111H223L222 113H219V114H217V115H214V116H207V117H204V116H201L199 113H198V109L196 108V111H193V110H191V108L190 109H187L186 111H185V113H184V115H191L192 113L195 115V117L193 118V121L190 123V125L188 124V126H185V129L182 131V135H183V139H184V142L183 143H181V146L184 148V152H183V156L182 157H179V158H183V159H185V160H187V159H189V156H191V154L192 153H190V150L191 149H189V141H188V138L190 139V135H191V133H193V132H196V131H199L202 127H205L206 128V132L204 131V133L206 134H209V135H211V138H212V136H214L216 139H217V144H216V146H215V148H213L214 149V151H213V153L215 154V155H218V156H220V158H221V160L223 161V162H237V161H239V160H241V159H243L244 157H246V156H248V155H252V154H254V153H256V152H258L259 153V150L260 149H262V148H264V97H262V98H260V99H257V100H255V101H253L252 100V102H250L249 104H248ZM82 103V102H81ZM80 103V104H81ZM84 103V102H83ZM106 103H108V102H106ZM105 103V104H106ZM113 103V102H112ZM123 102L121 101V104H122ZM144 104H145V102H143ZM148 103V101L146 102V104ZM159 103V102H158ZM162 103V102H161ZM220 103V102H219ZM96 104H98V103H96ZM110 104V103H109ZM114 104V103H113ZM127 104H128V102H127ZM135 104H136V102H135ZM136 104V105H137ZM140 104V103H139ZM162 104H164V103H162ZM170 104V103H169ZM168 104V105H169ZM198 106H199V104L200 103H196ZM202 104V103H201ZM110 105H112V104H110ZM124 105V104H123ZM130 105V104H129ZM129 105H126L125 104V108H127ZM158 105V104H157ZM161 104L159 103V106H160ZM179 105V104H178ZM189 105V104H188ZM220 105V104H219ZM222 106L224 105V104H221ZM234 105V104H233ZM246 105V106H247ZM127 106V107H126ZM131 106V105H130ZM144 106H148V105H144ZM158 106V107H159ZM164 106V105H163ZM163 106H161V107H159L160 108V115H161V108H164L165 106H167V104H165V106L163 107ZM177 106V105H176ZM180 106V105H179ZM91 108L93 107V106H90ZM114 107V106H113ZM122 108L124 107V106H121ZM120 107V108H121ZM134 107V106H133ZM175 107V106H174ZM174 107H172V108H174ZM186 107H187V105H186ZM228 107V106H227ZM96 108H98V107H95L94 109L96 110ZM125 108H123V109H121V110H125ZM132 107H130V109H131ZM134 108H136V107H134ZM145 108V107H144ZM148 108V107H147ZM147 108H145V109H147ZM158 108V109H159ZM185 108V107H184ZM194 108V107H193ZM225 108V107H224ZM229 108H230V106H229ZM245 108V107H244ZM93 109V108H92ZM111 109H112V106L110 107V113H109V110L107 111L108 112V114H106L105 116H107V115H109V114H111L112 112H111ZM128 109V108H127ZM129 109V110H130ZM138 109H139V107H137L136 109H131L132 111H138ZM165 109V108H164ZM163 109V110H164ZM207 109H209V108H207ZM119 110V109H118ZM130 110V113H132V111ZM148 110V109H147ZM152 110V109H151ZM182 110H184V109H182ZM181 110V111H182ZM69 111V110H68ZM97 111V110H96ZM120 111V110H119ZM119 111H118V113H119ZM141 111H142V113H144L143 111H145V110H143V108L141 109ZM173 111H174V109H173ZM203 110H200V112H202ZM66 112H67V110H66ZM69 112H71V111H69ZM106 112V111H105ZM106 112V113H107ZM123 112V111H122ZM149 112H151L150 110H149ZM158 112H159V110H158ZM80 113V112H79ZM113 113H114V111H113ZM120 113H121V111H120ZM126 113V112H125ZM137 113V112H136ZM142 113H140V115H142ZM169 112H167L165 115H167ZM175 113V112H174ZM173 113V114H174ZM181 113V112H180ZM203 113V112H202ZM68 114V113H67ZM88 114H90V113H88ZM87 114V115H88ZM115 114V113H114ZM123 115H124V112L122 113ZM147 114H148V112H147ZM153 114V113H152ZM151 114V115H152ZM164 114V113H163ZM182 114V113H181ZM64 115V114H63ZM74 116H75V114H73ZM86 115V116H87ZM92 115H94V114H92ZM122 115V116H123ZM136 115V114H135ZM154 115H156V113H154ZM175 115V114H174ZM180 115V114H179ZM83 116V115H82ZM84 116H85V114H84ZM83 116V117H84ZM113 116V115H112ZM116 117H117V115H115ZM114 116V117H115ZM130 116H132V115H130ZM134 116V115H133ZM132 116V117H133ZM158 116H159V113H158ZM178 116V115H177ZM177 116H175V118L177 117ZM181 116V115H180ZM62 117H65V116H62ZM88 117H90L89 115H88ZM121 117V114H120V116L119 117H117L118 119H121V121H122V119H124V118H120ZM128 116H126V118H127ZM143 117V116H142ZM156 118H157V115L155 116ZM162 117V116H161ZM245 117L247 118V120H248V125H247V133H248V136H247V139H244V137L242 136V133H241V130H242V128H243V123H244V119H245ZM61 118V117H60ZM82 118V117H81ZM104 118V117H103ZM103 118H101V119H103ZM106 118V117H105ZM104 118V119H105ZM111 118V116L109 115V119ZM135 118V117H134ZM156 118L154 119H152V117H151V119L150 120H155L156 122H157V120H156ZM164 118V117H163ZM171 118V117H170ZM97 119V117L95 118V121L97 122L98 120H101V119H98V120H96ZM135 119H137V118H135ZM141 120H142V118H140ZM143 119H146V118H143ZM171 119H173V118H171ZM182 119V118H181ZM192 119V118H191ZM81 120H84V119H81ZM117 120V119H116ZM115 120V121H116ZM127 120V119H126ZM133 120V119H132ZM148 120V119H147ZM146 120V121H147ZM159 120V119H158ZM166 120V119H165ZM168 120V119H167ZM111 121V120H110ZM114 121V120H113ZM119 121L120 120H118V121H116L117 122V124H119V125H121L120 123H119ZM124 121H125V119H124ZM123 121V122H124ZM160 121V120H159ZM181 121V120H180ZM246 121V120H245ZM100 122H103V120L102 121H100ZM127 122H128V120H127ZM127 122L125 123L124 122V124L127 126ZM145 122V121H144ZM148 123H149V121H147ZM175 122V121H174ZM173 122V123H174ZM82 123V122H81ZM84 123V122H83ZM94 123V122H93ZM98 123V122H97ZM96 123V124H97ZM108 123V120L106 121V125H107V127H109L108 125H110V124H107ZM109 123H112V122H109ZM115 123V122H114ZM132 123V122H131ZM136 123L137 122H134L133 124H130L129 123V125H128V127H127V131L128 132H130V131H132L134 128H135V126H136ZM158 123V122H157ZM156 123V124H157ZM164 123H166V121L164 122ZM169 123H172V120H171V122H169ZM168 123V125H169V127H171V125ZM80 124V123H79ZM100 124V123H99ZM104 124V123H103ZM142 125H140L139 127H141V126H143V123H141ZM163 124V123H162ZM167 124V123H166ZM165 124V125H166ZM187 124V123H186ZM146 127H148V124H146V122H145V124H144ZM183 125H185V124H183ZM113 126V128H115L114 127V125H112ZM122 126V125H121ZM180 126H182V124L180 125ZM103 127H104V125H103ZM102 127V128H103ZM106 127V126H105ZM104 127V128H105ZM111 127V126H110ZM125 127V126H124ZM144 127V126H143ZM145 127V128H146ZM151 127V126H150ZM154 126H152L151 127V129H154L153 128ZM34 128V127H33ZM44 128V127H43ZM112 127H111V129H113ZM161 128V127H160ZM163 128V127H162ZM165 128V127H164ZM168 128V127H167ZM46 129V128H45ZM45 129L43 130V129H41L42 131V133H43V131L46 133V131H45ZM78 129V128H77ZM81 129V128H80ZM79 129V130H80ZM106 129V128H105ZM108 129V128H107ZM124 129H126V128H124ZM151 129H148V130H151ZM166 129V128H165ZM234 129H236V130H234ZM31 130H34V129H31ZM100 130H102V129H99V132H100ZM120 130V129H119ZM138 130H140V128L138 129ZM144 130V129H143ZM142 130V131H143ZM162 131H163V129H161ZM40 131V130H39ZM38 131V135H42V133L41 132H39ZM83 131V130H82ZM85 131V132H84ZM83 131V134L85 133V135H87L86 134V130H84ZM103 131V130H102ZM105 131V130H104ZM103 131V132H104ZM114 131H116V130H114ZM121 131H123V130H121ZM158 131V130H157ZM159 131H160V129H159ZM180 131V130H179ZM35 132V131H34ZM77 132H80V131H77ZM108 132V131H107ZM141 132V131H140ZM144 132H146V131H143V133ZM152 132V131H148L147 132V134H150V133ZM177 132H178V130H177ZM40 133V134H39ZM114 133H117V131L116 132H114ZM114 133L112 134V135H110L109 137L111 138V136L113 137V135H114ZM122 133V132H121ZM135 133V132H134ZM143 133H141L142 135H143ZM157 133V132H156ZM199 133V132H198ZM203 133V134H204ZM30 134V133H29ZM28 134V135H29ZM44 134V133H43ZM80 134V133H79ZM98 134V133H97ZM109 134V133H108ZM131 134H132V132H131ZM27 135V136H28ZM38 135H37V138H39L38 137ZM85 135L83 136V137H85ZM101 135V133H99V136ZM115 135H117V134H115ZM114 135V136H115ZM129 135L130 134H128L127 135V138L129 137ZM134 135V134H133ZM154 135H155V133H154ZM154 135H152V136H154ZM157 135V134H156ZM160 135H163V132L160 134ZM170 135V134H169ZM171 135H173V134H171ZM79 136H81V135H79ZM130 136H132V135H130ZM174 136H175V134H174ZM189 136V137H188ZM192 136V135H191ZM201 136V135H200ZM82 137V138H83ZM107 137H108V135H107ZM108 137V138H109ZM117 137V136H116ZM140 137V136H139ZM144 138H145V136H143ZM158 137V136H157ZM36 138V139H37ZM82 138H81V141H82ZM99 138H102V136L101 137H99ZM147 138V137H146ZM151 138V136L149 137V139ZM156 138V137H155ZM154 138V139H155ZM161 138V137H160ZM160 138H158L159 140H160ZM163 138V137H162ZM161 138V139H162ZM174 138V137H173ZM25 139H26V137L24 138V141H25ZM113 139V138H112ZM120 139H122V137L120 138ZM141 139V138H140ZM148 139V138H147ZM171 139V138H170ZM30 140V139H29ZM37 140H40V139H37ZM114 140H115V138H114ZM128 140V139H127ZM130 140V139H129ZM143 140V139H142ZM151 140V139H150ZM149 140V141H150ZM163 140V139H162ZM164 140H165V138H164ZM167 140V139H166ZM36 141V140H35ZM41 141V140H40ZM39 141V142H40ZM45 141V140H44ZM80 141V142H81ZM116 141H117V139H116ZM125 141V140H124ZM147 142V140H144V142ZM148 141V142H149ZM161 141V140H160ZM160 141H158L159 142V144L161 143ZM174 141V140H173ZM209 141V140H208ZM214 141V140H213ZM33 142V141H32ZM41 142H43V141H41ZM41 142H40V144H41ZM118 142V141H117ZM116 142V145H118V144H123V142H121L120 141V143H117ZM125 142H127V141H125ZM146 142H145V144H146ZM155 142H157L156 140H155ZM195 142H196V140H195ZM194 142V143H195ZM23 143V142H22ZM130 143V142H129ZM128 143V144H129ZM164 143V142H163ZM163 143H161V144H163ZM211 143H213V142H211ZM19 144H21V142L19 143ZM39 143L38 144H36V143H34L33 144V146H35V147H37V145H39V146H41ZM87 144V143H86ZM86 144H84V145H86ZM132 144H134V143H132ZM144 144V146L146 147L147 146V144L145 145ZM151 144V143H150ZM174 144V143H173ZM88 145V144H87ZM89 145H90V143H89ZM94 145V144H93ZM126 145V144H125ZM130 145V144H129ZM135 145V144H134ZM137 145V144H136ZM141 145V144H140ZM152 145V144H151ZM150 145V146H151ZM192 145V144H191ZM193 145H195V144H193ZM200 144H198V146H199ZM202 145V144H201ZM20 146V145H19ZM18 146V147H19ZM24 146V145H23ZM27 146V145H26ZM25 146V147H26ZM29 146V145H28ZM108 146H110V145H108ZM123 146H124V144H123ZM150 146H149V148H150ZM160 146V145H159ZM164 146V145H163ZM162 146V147H163ZM166 146V145H165ZM164 146V147H165ZM171 146H172V144H171ZM175 146V144L172 146V147H174ZM84 147V146H83ZM93 147V146H92ZM131 147H133V146H131ZM161 147V146H160ZM170 147V146H169ZM192 147V146H191ZM206 147H207V144H206ZM20 148V147H19ZM21 148H22V144H21ZM27 148V147H26ZM87 149H88V147H86ZM86 148H85V150H86ZM136 148H138V147H136ZM135 148V149H136ZM140 148H142V147H140L139 146V150H140ZM180 148V147H179ZM182 148V149H183ZM24 149V148H23ZM128 149V148H127ZM131 149V148H130ZM129 149V150H130ZM155 149H156V151L158 150V145H155ZM204 149V148H203ZM202 149V150H203ZM92 151H93V149H91ZM90 150V151H91ZM128 150V151H129ZM89 151V152H90ZM138 151V150H137ZM141 151V150H140ZM150 151V150H149ZM127 152V151H126ZM153 152H154V147H153ZM167 152V151H166ZM170 152H172V151H170ZM260 152H262V151H260ZM91 153V152H90ZM90 153H88L89 155H90ZM124 153V152H123ZM130 153H131V151H130ZM130 153H128V154H130ZM135 153V152H134ZM140 153V152H139ZM139 153H137V155H139ZM144 153L145 152H143V155H144ZM146 153H147V150H146ZM145 153V154H146ZM150 153V152H149ZM149 153H148V155H149ZM161 153V152H160ZM175 152L173 151V154H174ZM200 153H202V152H200ZM199 153V154H200ZM262 153H264V151L262 152ZM261 153V154H262ZM84 154V153H83ZM85 154H87V153H85ZM260 154V155H261ZM160 155H164V154H160ZM166 155V154H165ZM256 155H257V153H256ZM255 155V156H256ZM259 155V154H258ZM79 156H81V155H79ZM84 156V155H83ZM128 156V155H127ZM146 156V155H145ZM171 156V155H170ZM177 156V155H176ZM196 156V155H195ZM205 156V155H204ZM85 157V159L84 160H86V157H87V155H85L84 156ZM91 157H92V155H91ZM140 158L142 157V156H139ZM164 157H166V156H164ZM168 157H169V155H168ZM206 157V156H205ZM212 157H213V155H212ZM216 157V156H215ZM261 157V156H260ZM263 157V156H262ZM80 158V157H79ZM82 158V157H81ZM80 158V159H81ZM90 158V157H89ZM131 158H133V157H131ZM130 158V160H132ZM140 158H137L138 160L140 159ZM146 158V157H145ZM160 158V157H159ZM219 158V157H218ZM219 158V159H220ZM79 159V160H80ZM91 159V158H90ZM137 159H136V161H137ZM142 159V158H141ZM205 159H207V157L205 158ZM254 159V158H253ZM82 160V159H81ZM83 160V161H84ZM162 160V159H161ZM178 160V159H177ZM247 160H249L248 158H247ZM88 161V160H87ZM106 161V160H105ZM108 161V160H107ZM125 161V160H124ZM134 161V160H133ZM147 161V160H146ZM156 161H158V160H156ZM168 161V160H167ZM176 161V160H175ZM180 161H182V160H180ZM184 161V160H183ZM182 161V162H183ZM188 161V160H187ZM194 161V160H193ZM207 161V160H206ZM209 161V160H208ZM241 161H243V160H241ZM244 161H245V158H244ZM243 161V163H245ZM250 161V160H249ZM253 161V160H252ZM260 161V160H259ZM264 161V160H263ZM86 162V161H85ZM129 162V161H128ZM154 162H155V160H154ZM191 162V161H190ZM221 162V161H220ZM258 162V161H257ZM260 162H262V161H260ZM106 164H103L102 166H100L98 169H96V171H95V174H94V176L92 177L95 181H97L98 182V186H97V188H96V190H94L91 194H89V196L86 198V200H84V202H82V204H80V206L71 214V216H70V218L65 222V224H64V226H63V228H62V230H61V232H60V234L58 235V236H60L61 238L63 237V238H65L64 236H69V235H71L70 233H72V234H74V230L75 229H79L78 227H80L81 225H83V224H81L82 222H84V220L86 219V217L92 212V211H94L95 209H97L100 205H102L105 201H107V199H109L110 197V200H109V202H111V200L113 199V196H111L116 190H117V188L119 187V185L122 183L123 185L125 184L124 182H122L123 180H125L124 178H125V172L122 170V168H120V169H115L114 168V166L111 164V161L109 162V163H107V162H105ZM131 163H132V161H131ZM137 163V162H136ZM149 163H150V161H149ZM151 163H152V161H151ZM175 163V162H174ZM214 163V162H213ZM212 163V164H213ZM218 163V162H217ZM247 163H248V161H247ZM246 163V164H247ZM252 163V162H251ZM83 164V163H82ZM81 164V165H82ZM102 164V163H101ZM123 164H124V162H123ZM143 164H145V163H143ZM157 164H158V162H157ZM168 164H170V163H168ZM181 164V163H180ZM189 164V163H188ZM200 164V163H199ZM198 164V165H199ZM241 164V166L243 165L242 163H240ZM125 165H127L128 166V164H125ZM130 165V164H129ZM150 165H152V164H150ZM171 165H173V164H171ZM186 165V164H185ZM191 165V164H190ZM193 165V164H192ZM220 165H222V162H221V164ZM235 165V164H234ZM245 165V164H244ZM259 165V164H258ZM124 166V165H123ZM144 165H142L141 166V168L143 167ZM159 166V165H158ZM173 166H175V165H173ZM179 166V165H178ZM200 166V165H199ZM214 166V165H213ZM228 166V165H227ZM236 166V165H235ZM237 166H239V165H237ZM262 166V165H261ZM117 167V166H116ZM119 167V166H118ZM139 167V166H138ZM147 167H148V164H147ZM168 167H169V165H168ZM176 167V166H175ZM245 167H247V166H244L243 168L244 169H247V168H245ZM134 168V167H133ZM140 168V167H139ZM138 168V169H139ZM146 168V167H145ZM145 168H143V169H145ZM156 168V167H155ZM159 168V167H158ZM173 167H171V169H172ZM181 169L182 170V168H181V166H179L178 168H173L175 171L176 170H178V169ZM187 168V167H186ZM194 168V167H193ZM192 168V169H193ZM200 168V167H199ZM205 168V167H204ZM228 168V167H227ZM235 168H237V167H235ZM240 168V167H239ZM243 168H242V170H243ZM248 168H251V167H248ZM137 169V166L135 167V169L134 170H136ZM150 169H153L154 170V168H150ZM170 169V168H169ZM170 169V170H171ZM185 169V168H184ZM191 169V168H190ZM191 169V170H192ZM195 169V168H194ZM198 169V168H197ZM241 169V168H240ZM252 169V168H251ZM250 169V170H251ZM132 170V169H131ZM180 170V171H181ZM189 170V169H188ZM221 170H222V168H221ZM253 170V169H252ZM128 171V170H127ZM140 170H138V172H139ZM145 171V170H144ZM147 171H149V170H147ZM152 171V170H151ZM156 171V170H155ZM167 171V170H166ZM169 171V170H168ZM198 171H199V169H198ZM228 171V170H227ZM231 171H232V169H231ZM249 171V170H248ZM131 172V171H130ZM129 172V173H130ZM157 172V171H156ZM170 172V171H169ZM183 172H185L184 170H183ZM191 172V171H190ZM194 172H196V171H194ZM200 172V171H199ZM236 172V171H235ZM262 172V171H261ZM140 173V172H139ZM150 173V172H149ZM168 173V172H167ZM172 173V172H171ZM171 173H170V175H171ZM178 173V172H177ZM181 173V172H180ZM187 173H188V171H187ZM192 173V172H191ZM222 173V172H221ZM226 173V172H225ZM228 173V172H227ZM240 173H241V171H240ZM240 173H239V175H240ZM262 173H264V172H262ZM143 174V173H142ZM145 174V173H144ZM146 174H147V172H146ZM152 173H150V175H151ZM160 174V173H159ZM169 174V173H168ZM173 174V173H172ZM176 174V173H175ZM184 174V173H183ZM224 174V173H223ZM235 174V173H234ZM233 174V175H234ZM242 174V173H241ZM255 174V173H254ZM259 174H260V172H259ZM259 174H257V175H259ZM130 175V174H129ZM139 175V174H138ZM153 175H154V173H153ZM156 175V174H155ZM165 175V174H164ZM167 175V174H166ZM177 175V174H176ZM186 175V174H185ZM188 175V174H187ZM190 175V174H189ZM194 175L196 176V173H194ZM220 175V174H219ZM226 175V174H225ZM225 175H224V177H225ZM228 175V174H227ZM226 175V176H227ZM230 175V174H229ZM228 175V176H229ZM236 175H238V174H236ZM238 175V178L240 177ZM243 175V174H242ZM245 175H246V173H245ZM244 175V176H245ZM252 175H253V173H252ZM252 175H250V176H252ZM262 175H264V174H262ZM262 175H261V177H262ZM158 176V175H157ZM156 176V177H157ZM199 176H200V174H199ZM204 176V175H203ZM203 176H200L201 178L203 177ZM208 176V175H207ZM211 176H213V175H211ZM214 176H216V175H214ZM222 176V175H221ZM230 176H232V175H230ZM244 176H242L241 178H242V180H244V183H245V180H246V182L247 181H249V179L250 178H245V179H243V177ZM249 176V177H250ZM140 177H142V175L140 176ZM145 177V176H144ZM150 178H151V176H149ZM152 177H154V176H152ZM156 177H154V178H156ZM168 177V183H169V180L171 179H169V176H167ZM171 177V176H170ZM182 177V176H181ZM187 177V176H186ZM185 177V178H186ZM191 177V176H190ZM220 177V176H219ZM219 177H215V178H219ZM232 177H235L236 178V180H237V177L236 176H232ZM246 177H248V175L246 176ZM255 177V176H254ZM128 178H129V176L127 175V180H128ZM146 178V177H145ZM148 178V177H147ZM178 178H179V174H178ZM178 178H176L175 177V179H178ZM188 178V177H187ZM193 178V177H192ZM214 178V177H213ZM212 178V181L213 180H216V179H213ZM235 178H234V180H235ZM252 178V177H251ZM263 178V177H262ZM261 178V180H264V178L262 179ZM132 178H129V180H131ZM138 179V178H137ZM161 179V178H160ZM181 179H183V177L181 178ZM205 179V178H204ZM220 179H222V181H223V178H220ZM219 179V180H220ZM225 179H226V177H225ZM229 179H230V177H229ZM142 180H143V178H142ZM149 180V179H148ZM156 180V179H155ZM162 180V179H161ZM165 180H166V178H165ZM173 180H174V178H173ZM179 180V179H178ZM186 180V179H185ZM189 180V179H188ZM193 180V179H192ZM200 180V179H199ZM207 180V179H206ZM228 180V179H227ZM261 180L259 181V179H257V184H259L260 183V185H263V184H261ZM132 181H134V179H132L131 180V182ZM159 181V179H157L155 182H158ZM172 181V180H171ZM170 181V182H171ZM177 181V180H176ZM183 181V180H182ZM216 181H218V180H216ZM216 181H215V183H216ZM222 181H220V182H222ZM232 181H233V179H232ZM127 182V181H126ZM130 182V181H129ZM128 182V183H129ZM136 182H137V180H136ZM136 182H132V183H135L136 184ZM173 182V181H172ZM178 182V181H177ZM203 182H206V181H203ZM219 182V181H218ZM233 182H235V181H233ZM232 182V183H233ZM259 182V183H258ZM158 183H160V182H158ZM158 183H155V184H157L158 185ZM176 183V182H175ZM195 183V182H194ZM194 183H193V185H194ZM197 183V182H196ZM212 183H214V181L212 182ZM228 183H229V181H228ZM228 183H225V184H228ZM236 184L233 186L234 188L235 187H237L236 185H237V182H235ZM244 183H242V184H244ZM252 183V182H251ZM250 183V184H251ZM138 184V183H137ZM145 184V183H144ZM147 184V183H146ZM148 184H149V182H148ZM147 184V185H148ZM164 184H165V182H164ZM163 183H162V186L164 185ZM171 184V183H170ZM184 184H186V183H184ZM199 184V183H198ZM242 184H240V182H239V187L242 185ZM246 184V183H245ZM249 184V185H250ZM53 185V184H52ZM121 186V187H124V186ZM142 185V184H141ZM154 185V184H153ZM165 185H167V184H165ZM164 185V186H165ZM197 185V184H196ZM211 185H214V184H211ZM216 185V184H215ZM230 185H231V183H230ZM247 185V184H246ZM245 185V186H246ZM256 185V184H255ZM9 186V185H8ZM126 187H127V183H126V185H125ZM175 186H176V184H175ZM181 186H182V184H181ZM184 186V185H183ZM182 186V187H183ZM189 186H190V184H189ZM204 186V185H203ZM208 186V185H207ZM217 186V185H216ZM222 186V185H221ZM223 186H224V183H223ZM250 186H252V184L250 185ZM258 186V185H257ZM95 187V186H94ZM120 187V188H121ZM151 187H153V186H151ZM150 187V188H151ZM160 187V186H159ZM173 188H174V185L172 186ZM171 187V188H172ZM179 187H180V185H179ZM181 187V188H182ZM191 187H192V185H191ZM199 187V186H198ZM225 187V186H224ZM231 188H232V186H230ZM229 187V188H230ZM254 187V186H253ZM258 187H260V186H258ZM7 188V187H6ZM9 188V187H8ZM125 188V187H124ZM129 188V187H128ZM127 188V189H128ZM188 187H186V189H185V191L186 190H188L187 189ZM192 188H194V187H192ZM189 189L190 191H192L193 189ZM196 188H197V186H196ZM195 188V189H196ZM213 188V190L215 189L214 187H212ZM217 188H218V190H219V187L217 186ZM216 188V189H217ZM226 188V187H225ZM230 188V189H231ZM4 189V188H3ZM64 189V188H63ZM68 189V188H67ZM152 189V188H151ZM183 189V188H182ZM237 189H239L238 187H237ZM247 189V188H246ZM260 189V188H259ZM263 189V188H262ZM261 189V190H262ZM65 190V189H64ZM120 190V189H119ZM122 190H124V189H122ZM120 191V192H125V191ZM159 190V189H158ZM168 190V189H167ZM170 190V189H169ZM177 190V189H176ZM176 190H174V191H176ZM212 190V191H213ZM233 190V189H232ZM236 190V189H235ZM13 191V190H12ZM52 191V190H51ZM157 191V190H156ZM165 190H162V192H164ZM180 191V190H179ZM178 191V192H179ZM184 191V190H183ZM184 191V192H185ZM195 191V190H194ZM194 191L191 193V194H193L194 193ZM199 191V190H198ZM237 191V190H236ZM263 191V190H262ZM261 191V192H262ZM118 192V191H117ZM150 192H152V191H150ZM158 192V191H157ZM156 192V193H157ZM170 192V191H169ZM177 192V191H176ZM182 191H180V193H181ZM183 192V193H184ZM189 192V191H188ZM197 192V191H196ZM195 192V193H196ZM230 192V191H229ZM241 192V191H240ZM248 192H250V191H248ZM258 192V191H257ZM256 191H255V195H254V197L256 198V193H257ZM90 193V192H89ZM121 193V194H122ZM143 193V192H142ZM159 193H160V191H159ZM173 193H175V192H173ZM190 193H188V194H190ZM199 193V192H198ZM217 193H218V191H217ZM217 193H215V194H217ZM232 193V192H231ZM234 193H235V191H234ZM264 192H262L261 194H263ZM49 194V193H48ZM120 194V193H119ZM150 194H153V193H150ZM171 194V193H170ZM169 194V195H170ZM179 194V193H178ZM185 194H186V192H185ZM197 194V193H196ZM199 194H201V192L199 193ZM221 195L222 194H224V193H220ZM243 194V192L240 194V196ZM250 194V193H249ZM249 194L247 195V196H249ZM1 195H2V193H1ZM51 195H52V193H51ZM88 195V194H87ZM122 195H125V193L124 194H122ZM141 195V194H140ZM143 195V194H142ZM168 195V194H167ZM169 195L167 196V197H169ZM180 195H183V194H180ZM187 195V194H186ZM244 195V194H243ZM250 195H252V194H250ZM50 196V195H49ZM117 196V197H116ZM116 196H114V197H116V198H119V196L118 195H116ZM121 196V195H120ZM155 196V195H154ZM156 196H157V194H156ZM160 196V195H159ZM174 196H176V195H174ZM177 196H179V195H177ZM176 196V197H177ZM191 196V195H190ZM197 196H200V195H197ZM222 196H224V195H222ZM221 196V197H222ZM239 196V197H240ZM246 196V197H247ZM127 197H130V196H127ZM153 197V196H152ZM164 197V196H163ZM192 197V196H191ZM191 197H189V198H191ZM194 197H195V195H194ZM216 197H218V196H216ZM220 197V196H219ZM219 197L217 198V199H219ZM243 197H245V195L243 196ZM252 197V196H251ZM10 198V197H9ZM121 198V197H120ZM125 198V197H124ZM132 198V197H131ZM142 198H145V196L143 197L142 196ZM141 198V199H142ZM147 198V197H146ZM160 198V197H159ZM187 198V197H186ZM198 198V197H197ZM205 198V197H204ZM204 198H202V199H204ZM126 199V198H125ZM128 199V198H127ZM172 199H174V197H173V195H172ZM181 199V198H180ZM232 199H234V198H231V199H228V201H233ZM239 199V198H238ZM1 200V199H0ZM116 199H114V201H115ZM119 200V199H118ZM130 200V199H129ZM129 200H125V201H128L129 202V204L132 202L131 200L129 201ZM143 200V199H142ZM141 200V201H142ZM147 201H148V199H146ZM151 200V199H150ZM169 199H167V201H168ZM171 200V199H170ZM176 200H177V198H176ZM201 200V199H200ZM199 200V201H200ZM220 200V199H219ZM222 200V199H221ZM237 200V199H236ZM246 200V199H245ZM113 201V202H114ZM123 201H124V199H123ZM135 201V203H136V201H138V199L137 200H134ZM152 201H154L153 199H152ZM165 201V200H164ZM163 201V202H164ZM175 201V200H174ZM197 201V200H196ZM227 201V202H228ZM235 201V200H234ZM238 201V200H237ZM246 201H248V200H246ZM245 201V202H246ZM115 202H117V201H115ZM120 202V201H119ZM173 202V201H172ZM172 202H171V204H172ZM198 202V201H197ZM196 202V203H197ZM208 202V201H207ZM252 202V201H251ZM106 203V202H105ZM107 203H108V201H107ZM106 203V204H107ZM112 203V202H111ZM145 203H146V201H145ZM149 203V202H148ZM147 203V205H149ZM155 203V202H154ZM154 203H151V204H154ZM166 203V202H165ZM168 203V202H167ZM175 203H177V202H175ZM184 203H186V201H184ZM210 203V202H209ZM208 203V204H209ZM239 203V202H238ZM105 204V205H106ZM113 205H114V203H112ZM120 204V203H119ZM118 204V205H119ZM122 204L123 203H121V206H122ZM132 204H133V202H132ZM137 204H138V202H137ZM137 204H136V206H137ZM159 204V203H158ZM158 204H156V205H158ZM171 204H170V206H171ZM178 204H182V202L180 203H178ZM191 204H192V202H191ZM200 204H201V202H200ZM222 204H223V202H222ZM249 204V203H248ZM107 205H109V203L107 204ZM106 205V206H107ZM126 205V204H125ZM127 205H128V203H127ZM126 205V206H127ZM134 205V204H133ZM130 206L129 205V208L128 209H133L135 206ZM140 205V204H139ZM143 204H141V206H142ZM146 205V206H147ZM160 205V204H159ZM164 205H166V204H164ZM183 205V204H182ZM189 205V204H188ZM188 205H186V206H188ZM199 205V204H198ZM238 205V204H237ZM236 205V206H237ZM240 205V204H239ZM238 205V206H239ZM115 206V205H114ZM124 206V205H123ZM166 206H168V205H166ZM192 206H195V203H193V205ZM206 206V205H205ZM208 206H211L210 204L208 205ZM105 207V206H104ZM116 207V206H115ZM130 207H133V208H130ZM138 207V206H137ZM144 207V206H143ZM180 207V206H179ZM202 207V206H201ZM200 207V208H201ZM250 207V205L248 206V207H245V208H249ZM256 207V206H255ZM102 208V206L100 207V209ZM106 208V207H105ZM112 208V207H111ZM110 208V209H111ZM119 208V207H118ZM120 208H122V207H120ZM151 208H152V206H151ZM150 208V209H151ZM156 208V207H155ZM170 208V207H169ZM183 208H184V206H183ZM188 208V207H187ZM194 207H192V209H193ZM198 209V210H201V209ZM208 208V207H207ZM206 208V209H207ZM234 208V207H233ZM232 208V209H233ZM99 209V208H98ZM109 209V208H108ZM123 209L124 210H126V208H124L123 207ZM128 209L126 210V212L125 213H127L128 214ZM135 209V208H134ZM165 209V208H164ZM163 209V210H164ZM179 209V208H178ZM178 209H175V210H178ZM181 209H182V207H181ZM191 209V210H192ZM202 209H204V208H202ZM228 209V208H227ZM226 209V210H227ZM235 209H237V208H235ZM247 209H246V211H247ZM251 209V208H250ZM103 210H104V208H103ZM117 210V209H116ZM124 210H123V212H124ZM169 210V209H168ZM173 210V209H172ZM190 210V209H189ZM190 210V211H191ZM209 210H210V208H209ZM245 210V209H244ZM249 210V209H248ZM106 211H107V209H106ZM147 211V210H146ZM179 211V210H178ZM193 211V210H192ZM104 212V211H103ZM122 212V211H121ZM129 212H131L130 210H129ZM136 211H134V213H135ZM149 212V211H148ZM167 212V211H166ZM195 212V211H194ZM197 212V211H196ZM204 212H206V211H202L201 212V214L203 213L204 214ZM106 213V212H105ZM105 213H103V215H105ZM124 213V214H125ZM132 213H133V210H132ZM134 213H133V216H134ZM191 213V212H190ZM198 213V212H197ZM207 213H208V211H207ZM225 213V212H224ZM94 214H96V213H94ZM97 214H99V213H97ZM138 214V213H137ZM136 214V216H138ZM144 214V213H143ZM143 214H139V215H142L141 217H143ZM148 214V213H147ZM158 214V213H157ZM172 214H174V213H172ZM192 214V213H191ZM203 214H202V216L201 217H204L203 216ZM111 216H113V214H110ZM130 215H132V214H130ZM145 215H146V212H145ZM158 215H160V214H158ZM196 215H199L200 216V213L199 214H196ZM90 217H92L91 215H89ZM89 216H88V218L87 219H89ZM115 216V215H114ZM150 215H148V217H149ZM153 216V215H152ZM152 216H150V217H152ZM154 216H156V215H154ZM153 216V217H154ZM181 216V215H180ZM191 216V215H190ZM205 216H206V213H205ZM110 217V216H109ZM130 217V216H129ZM132 217V216H131ZM141 217H140V219H141ZM145 217V216H144ZM147 217V218H148ZM171 217V216H170ZM169 217V218H170ZM200 217V218H201ZM16 218V217H15ZM107 218V217H106ZM114 218V217H113ZM113 218H111V220L113 221ZM117 218V217H116ZM147 218H144V219H146L147 220ZM154 218H156V217H154ZM184 218V217H183ZM219 218H220V216H219ZM115 219V218H114ZM143 219V218H142ZM144 219H143V221H144ZM160 219V218H159ZM198 219V218H197ZM91 220V218L89 219V221ZM96 220V219H95ZM94 220V221H95ZM111 220L109 221V222H111ZM116 220H118V219H116ZM166 220V219H165ZM168 220V219H167ZM175 220V219H174ZM173 220V221H174ZM207 220V219H206ZM216 220V219H215ZM219 220V219H218ZM88 220L86 221V222H89ZM99 221V220H98ZM115 221V220H114ZM148 221V220H147ZM217 221V220H216ZM215 221V222H216ZM221 221V220H220ZM150 222V221H149ZM160 221H158V223H159ZM167 222V221H166ZM205 222H207V221H205ZM214 222V221H213ZM93 223V222H92ZM92 223H90V224H92ZM96 223V221L93 223V224H95ZM145 223H148V222H145ZM152 223V222H151ZM168 223H170V222H168ZM167 223V224H168ZM203 223V222H202ZM201 223V224H202ZM84 224H86L85 222H84ZM141 224V223H140ZM156 224V223H155ZM181 224V223H180ZM183 224V223H182ZM194 224V223H193ZM205 224H207V223H205ZM96 225V224H95ZM133 225V224H132ZM146 225V224H145ZM151 225V224H150ZM198 225V223L196 224V228L198 227L197 226ZM242 225V224H241ZM248 225V224H247ZM85 227H86V225H84ZM94 225H92L91 227H93ZM104 226V225H103ZM128 226V225H127ZM143 226H144V223H143ZM166 226V225H165ZM182 226H184V224L182 225ZM217 226V225H216ZM121 227H124V226H121ZM130 227V226H129ZM134 227V226H133ZM132 226H131V228H133ZM147 227V226H146ZM150 227V226H149ZM157 227V226H156ZM156 227H155V229H156ZM171 227H172V225H171ZM174 227V226H173ZM172 227V228H173ZM188 226H186V228H187ZM208 227H209V225H208ZM53 228V227H52ZM89 228H90V226H89ZM88 228V229H89ZM101 228V227H100ZM170 228V227H169ZM168 228V229H169ZM200 228V227H199ZM202 228V230H203V227H201ZM51 229V228H50ZM137 229V228H136ZM158 229V228H157ZM163 229V228H162ZM198 229V228H197ZM49 230V229H48ZM84 230V229H83ZM149 230V229H148ZM161 230V229H160ZM187 230H188V228H187ZM55 231V230H54ZM85 231H86V229H85ZM85 231H84V233H85ZM169 231H170V229H169ZM168 231V232H169ZM181 231V230H180ZM183 231H185V230H183ZM50 232H51V230H50ZM82 232V231H81ZM124 232V231H123ZM130 232H132V230L130 231ZM134 232V231H133ZM142 232V231H141ZM173 232V231H172ZM51 233H53V232H51ZM152 233V232H151ZM174 233H175V230H174ZM133 234V233H132ZM150 234V233H149ZM165 234H167V233H165ZM177 234V233H176ZM189 234V233H188ZM46 235H47V233H46ZM49 235V234H48ZM52 235H54V234H52ZM157 235V234H156ZM155 235V236H156ZM178 235V234H177ZM191 235V234H190ZM193 235V234H192ZM45 236V235H44ZM43 236V237H44ZM82 236V235H81ZM133 236H135V232H134V234H133ZM165 236V235H164ZM168 236V235H167ZM187 236H189V235H187ZM41 237H42V234H41V236L39 237L40 239H41ZM42 237V238H43ZM79 237V236H78ZM98 237V236H97ZM139 237V236H138ZM177 237V236H176ZM98 238H100V237H98ZM140 238V237H139ZM190 238H192V236L190 237ZM44 239V238H43ZM60 239V238H59ZM58 239V240H59ZM77 239V238H76ZM135 239H138V238H135ZM135 239H133V241L135 240ZM146 239V238H145ZM179 239V238H178ZM188 239V238H187ZM58 240H56V241H58ZM69 240V239H68ZM73 240V239H72ZM98 240V239H97ZM169 240V239H168ZM167 240V241H168ZM182 240H184V237H183V239ZM186 240V239H185ZM65 241V240H64ZM98 241H100V240H98ZM132 241V242H133ZM143 241H145L144 239H143ZM143 241H140V243L141 242H143ZM164 241H165V239H164ZM177 241V240H176ZM179 241H181L180 239H179ZM189 241V240H188ZM51 242V241H50ZM60 242H62V241H60ZM85 242H86V240H85ZM96 242V241H95ZM171 242H173V241H171ZM170 242V243H171ZM175 242V241H174ZM64 243V242H63ZM66 243V242H65ZM88 243V242H87ZM134 243H135V241H134ZM137 243V242H136ZM144 243V242H143ZM155 243V242H154ZM179 243V242H178ZM181 243V242H180ZM182 243H183V241H182ZM189 243V242H188ZM67 244V243H66ZM184 244H186V242H184ZM63 245H61V247H62ZM66 246H68V244L66 245ZM178 247L180 246L179 244L177 245ZM176 246V247H177ZM183 246V245H182ZM64 247V246H63ZM175 247V246H174ZM99 254V253H98ZM100 254H101V252H100ZM94 255V254H93ZM100 256V255H99ZM73 257V256H72ZM10 260V259H9ZM9 260L7 261V262H9ZM78 260V259H77ZM81 260V259H80ZM83 263V262H82Z\"/></svg>",
	"mask_w": 264,
	"mask_h": 264
}]
</instances>
